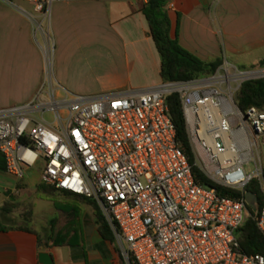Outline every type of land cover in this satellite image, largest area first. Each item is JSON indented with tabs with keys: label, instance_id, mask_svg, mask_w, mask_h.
I'll use <instances>...</instances> for the list:
<instances>
[{
	"label": "built area",
	"instance_id": "built-area-1",
	"mask_svg": "<svg viewBox=\"0 0 264 264\" xmlns=\"http://www.w3.org/2000/svg\"><path fill=\"white\" fill-rule=\"evenodd\" d=\"M5 1L48 15L57 2L92 0ZM262 78L264 68L223 61L212 75L98 96L60 97L44 84L30 102L0 108V154L18 181L40 165L43 184L94 202L125 264H264L261 255L243 254L239 241L249 217L245 189L254 179L264 189L254 154L264 109L242 111L236 102L244 82ZM172 94L207 176L244 191L241 198L196 181L170 117ZM251 162L254 173L246 170ZM256 220L264 235V203Z\"/></svg>",
	"mask_w": 264,
	"mask_h": 264
},
{
	"label": "crops",
	"instance_id": "crops-1",
	"mask_svg": "<svg viewBox=\"0 0 264 264\" xmlns=\"http://www.w3.org/2000/svg\"><path fill=\"white\" fill-rule=\"evenodd\" d=\"M146 3L61 1L45 15L29 3L0 0V108L30 102L44 84L68 98L161 84V58L143 14ZM170 5L173 36L205 62L237 66L264 47V0H171ZM19 182L0 170L3 193L16 191ZM25 183L37 186L26 178ZM81 205L74 206L79 215L67 231L75 246L54 247L35 230H0V264H40L41 252L55 264H125L116 241L101 235L94 208Z\"/></svg>",
	"mask_w": 264,
	"mask_h": 264
},
{
	"label": "trees",
	"instance_id": "trees-1",
	"mask_svg": "<svg viewBox=\"0 0 264 264\" xmlns=\"http://www.w3.org/2000/svg\"><path fill=\"white\" fill-rule=\"evenodd\" d=\"M170 2L171 0H147V3L143 7V14L148 22L151 37L153 38L161 58V78L163 82L189 81L214 74L223 64L222 60L218 59L215 62H205L183 48L179 44L177 36H173L172 23L168 9ZM262 66H264V61L262 62ZM236 102L242 111H247L251 108H259L263 110L264 78L244 82L237 93ZM167 104L170 109V117L177 131V140L189 160L196 181L203 186L216 188L219 194L223 197L234 199L241 198L244 191L229 190L214 184L198 165L188 135L186 120L178 95L172 94L168 96ZM0 170L6 171V163L1 154ZM262 181L264 185V168ZM39 191L50 197L55 196L56 192H63L67 195L83 199L88 205L91 204L94 207L96 223L101 235L106 239L115 241L111 227L94 202L82 196L46 186L43 183L39 186ZM245 192L255 194L258 197L259 205L256 211H253L248 207L249 217L239 233L241 251L245 255H261L264 257V235L259 230L256 220L264 203V189L261 181L258 179L251 181L247 185ZM63 208L65 210H61L60 216L51 222V233L48 240L54 247L75 246L76 244L74 236L67 234V231L75 222L74 220L78 216V211L75 207L66 204H64ZM2 210L7 212L6 208H3ZM4 217L6 218L7 216L4 215ZM0 230H20L29 233L34 232L28 226L12 227L2 224H0Z\"/></svg>",
	"mask_w": 264,
	"mask_h": 264
},
{
	"label": "rangeland",
	"instance_id": "rangeland-1",
	"mask_svg": "<svg viewBox=\"0 0 264 264\" xmlns=\"http://www.w3.org/2000/svg\"><path fill=\"white\" fill-rule=\"evenodd\" d=\"M24 3L25 2H14L15 5L26 7ZM263 61L264 47L257 50L256 54L254 53V55L250 56L247 61L238 63L237 67L241 70H262L264 68V66H262ZM47 118L51 119V114H48ZM254 154L259 167H264V139L260 141L259 147L254 149ZM195 155L198 165L206 173L205 164L202 159L198 157L196 151ZM256 169L257 166L254 162L246 164L248 173H254ZM40 176L41 166L38 165L28 171L26 175L27 180L31 182L36 181V187L28 188L24 179L19 182L14 192L7 191L3 193L0 190V224L12 227L28 226L32 230L37 231L41 238L48 240L51 233V222L60 216L61 210H65L63 208L64 204L82 209L81 204L86 203L79 197V200L75 201L73 198L65 196L60 192H56V195L53 197L40 193L39 186L42 184ZM89 205L92 206L91 204ZM3 208H6L7 212L3 211ZM4 215L7 216L8 220ZM74 221L76 222L77 218H75Z\"/></svg>",
	"mask_w": 264,
	"mask_h": 264
},
{
	"label": "water",
	"instance_id": "water-1",
	"mask_svg": "<svg viewBox=\"0 0 264 264\" xmlns=\"http://www.w3.org/2000/svg\"><path fill=\"white\" fill-rule=\"evenodd\" d=\"M246 202L248 207L253 210L256 211L258 209V205H259V200L258 197L251 193V192H246ZM39 261L40 264H55L53 257L46 252H41L39 254Z\"/></svg>",
	"mask_w": 264,
	"mask_h": 264
}]
</instances>
